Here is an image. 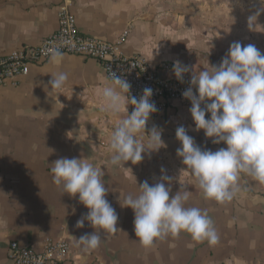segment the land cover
Returning a JSON list of instances; mask_svg holds the SVG:
<instances>
[{
    "label": "crops",
    "instance_id": "obj_1",
    "mask_svg": "<svg viewBox=\"0 0 264 264\" xmlns=\"http://www.w3.org/2000/svg\"><path fill=\"white\" fill-rule=\"evenodd\" d=\"M62 2L0 0V55L37 47L54 34ZM71 7L84 34L106 41L127 34L123 53L141 56L152 67L178 60L192 76L219 66L234 42L252 44L264 54V0H72ZM57 72L67 73L68 81L51 90L48 82ZM109 82L98 61L63 54L61 64L48 59L17 85L0 87V264H14L9 258L12 242L40 247L48 239L69 242L68 264H264V185L241 174L240 191L221 204L205 199L191 174L183 171L178 127L202 150L227 147L196 130L191 107L173 102L164 114H151L145 134H137L147 147V134L155 126L164 147L146 152L139 164L129 161L124 168L110 163L111 133L127 113L107 111L102 89ZM133 110L129 104L128 114ZM60 158H86L105 173L106 199L118 215V230L102 233L95 250L76 244L94 228L87 220L77 228L89 210L78 196L53 183L51 167ZM163 175L172 178L165 182L170 197L186 189V207L207 211L217 244L194 241L186 232L150 247L140 244L134 213L121 204L126 195H137L143 182H162Z\"/></svg>",
    "mask_w": 264,
    "mask_h": 264
},
{
    "label": "clouds",
    "instance_id": "obj_2",
    "mask_svg": "<svg viewBox=\"0 0 264 264\" xmlns=\"http://www.w3.org/2000/svg\"><path fill=\"white\" fill-rule=\"evenodd\" d=\"M62 61L63 54L53 51L50 62L59 65ZM189 71V66L174 62L178 80L182 81ZM67 81V73L57 72L48 83L51 90H60ZM190 83L182 95L191 101L190 114L196 130H203L214 144L224 143L227 147L215 152L202 150L183 126L178 127L176 137L181 147L177 156L186 166L183 171L191 174L205 199L221 204L230 202L240 191L241 174L264 185V54L252 44L242 47L234 42L219 66L193 72ZM130 88L125 79L112 73L109 84L102 89L107 111L112 115L127 113L112 131L109 146L110 163L123 167L129 161L139 164L146 152L164 147L162 133L155 126L147 134V147L137 136L145 134L150 115L157 111L150 100L153 90L145 88L137 100L128 95ZM129 104L134 108L130 115ZM206 113H210V119L205 118ZM51 172L53 183L69 196H78L89 210L76 226L83 228L87 220L94 231L80 236L76 244L86 251L95 250L101 244L102 233L118 230V215L106 199L104 171L86 158H60L52 164ZM171 180L163 175L162 182L149 185L145 181L137 195H126L121 204L134 213V233L140 244L150 247L158 239L181 232L190 234L194 241L217 244L219 236L207 211L186 207L190 197L186 189L170 197L171 188L165 182L170 184Z\"/></svg>",
    "mask_w": 264,
    "mask_h": 264
},
{
    "label": "built area",
    "instance_id": "obj_3",
    "mask_svg": "<svg viewBox=\"0 0 264 264\" xmlns=\"http://www.w3.org/2000/svg\"><path fill=\"white\" fill-rule=\"evenodd\" d=\"M72 0H63L58 15V30L37 47H28L21 51L0 55V87L18 81L29 75L31 68L50 59L53 51L93 59L100 63L111 80V74L125 79L130 85L128 95L137 100L145 88H151V102L156 105L154 116L164 114L173 102L191 107V101L183 97V92L191 86V74H184L178 80L173 72L172 62L152 67L141 56H127L121 46L126 41L123 34L118 41H106L84 34L78 27L77 17L72 11ZM195 93V89H193ZM203 107V105H202ZM210 119V113H206ZM70 244L63 239H48L40 247L12 242L9 258L14 264H68Z\"/></svg>",
    "mask_w": 264,
    "mask_h": 264
}]
</instances>
